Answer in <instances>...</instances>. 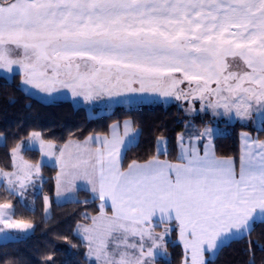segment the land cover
<instances>
[{
    "label": "snow or ice",
    "instance_id": "1",
    "mask_svg": "<svg viewBox=\"0 0 264 264\" xmlns=\"http://www.w3.org/2000/svg\"><path fill=\"white\" fill-rule=\"evenodd\" d=\"M17 68L24 85L49 97L66 89L108 107L199 101V111L213 117L249 121L255 114L264 131V0H0V69ZM111 128V138L89 136L59 148L32 131L11 148L12 170L0 169L9 197L41 195V164L22 154L38 143L59 169L58 204L81 203L79 190L101 202L96 215L83 214L90 223L75 230L90 264H157L167 255L172 225L190 253L184 264H210L206 254L264 223L258 137L242 134L238 170L234 157L216 155L217 130L208 125L188 134L187 143L180 135L175 162L160 159L169 155L160 137L155 154L125 169L124 150L136 143L138 129L132 121L122 134L118 123ZM42 198L47 218L51 200ZM34 229L31 220L16 218L12 202L0 203V241L21 240Z\"/></svg>",
    "mask_w": 264,
    "mask_h": 264
},
{
    "label": "trees",
    "instance_id": "2",
    "mask_svg": "<svg viewBox=\"0 0 264 264\" xmlns=\"http://www.w3.org/2000/svg\"><path fill=\"white\" fill-rule=\"evenodd\" d=\"M130 120L138 129V139L133 146L124 151L123 167L136 160L143 162L156 152V141L160 137L167 140L168 156L171 161L177 157V135L185 128L186 117L176 105H141L125 108L119 105L111 112L89 116L83 107L74 106L69 100L50 103L26 93L20 86L17 74L13 79L0 76V168L11 169V148L26 138L32 131H38L42 138L56 144L68 140H81L91 134H107L111 124ZM197 123L203 122L199 117ZM223 133L215 136L214 150L217 156L239 157V133L248 129L237 123H219ZM264 139V131L254 130ZM24 157L37 162L39 151L27 149ZM56 167L48 164L41 166L42 194L34 197V211L24 206L18 198L9 197L0 188V203L10 201L15 205L16 218L31 220L35 229L21 240L0 242V264H90L84 253L86 248L81 239L73 232L78 222L89 223L83 214L96 215L99 200H94L85 190H79L77 200L81 203L53 200ZM51 199V213L45 218L43 198ZM87 200L84 204L82 201ZM174 236V233H173ZM249 240L252 241L251 250ZM76 245V247H73ZM264 223H256L250 236L235 238L209 258L210 264H264ZM167 255L157 259V264H180L183 252L176 242L167 241ZM52 260L48 261L47 257Z\"/></svg>",
    "mask_w": 264,
    "mask_h": 264
},
{
    "label": "rangeland",
    "instance_id": "3",
    "mask_svg": "<svg viewBox=\"0 0 264 264\" xmlns=\"http://www.w3.org/2000/svg\"><path fill=\"white\" fill-rule=\"evenodd\" d=\"M15 67V66H14ZM14 72H16V73H14ZM13 73H11V74H9V73H6L4 70H2V69H0V76H3V74L4 75H6V76H8L7 78H8V80H10V79H13V77L15 76V74H17L18 75V77H19V82H20V86H22V87H24V89L26 90H24L22 87V89L27 93H29V94H31V95H34L35 97L36 96H38V97H40L42 100H44V101H46V100H49V99H51V98H56V99H52V100H54V101H59V100H64V99H62V98H65V97H71V99H73V101L72 100H69L73 105H74V103H77V102H79V104H83V106L82 105H74V106H76V107H83L84 109H85V111H86V113H87V115H89V116H95V115H100V114H107V113H109V112H111L114 108H116L117 106H119V105H123L125 108H129V107H136V106H141V105H134V106H129V105H126V104H119V105H112L111 107H108L107 105H106V102L104 101V100H100V101H94V102H91V103H89V102H85L84 100H83V98L82 97H77V98H73L72 97V95H71V93H70V91H68V90H66V89H64V90H61V92L60 93H56V94H53V96L52 97H49L47 94H44V93H41L38 89H34V88H32L30 85H24L21 81H22V74H20L19 73V70H18V68H17V71H14ZM9 74V75H8ZM13 74V75H12ZM4 77V76H3ZM6 78V77H5ZM21 83H22V85H21ZM59 98H61V99H59ZM41 100V101H42ZM43 101V102H44ZM54 101H52V102H54ZM171 102H173V103H171V104H174V105H176L177 107H179L182 111H183V113H184V115H185V117H186V127H188V125L189 124H187V123H192L193 122V119H196L197 117H199L203 122H207V121H209L213 126L212 127H215L216 129H218L219 130V128L221 127L220 125H219V123H237V124H239V125H241V126H243V127H250V128H259L260 129V124H259V121H258V118L256 117V115L255 114H253V119L252 120H249V121H241L240 119H238V118H232V119H229L228 117H223V116H220V117H213L212 115H211V113L210 112H202V111H199V108H200V102L199 101H195V102H193L192 104H190L189 102H187V101H184V100H175V99H172V100H170ZM170 103H166L165 104V106H168ZM154 104H156V103H151V104H147V105H154ZM85 106H86V108H85ZM192 107H195V109H196V111H191L190 109L192 108ZM128 120V119H127ZM130 121V120H129ZM221 130H223V128L221 129ZM257 130V129H256ZM253 132H254V130H253ZM255 133V132H254ZM256 134V133H255ZM91 135H97V134H91ZM98 135H104V134H98ZM29 136V135H28ZM28 136L26 137V138H24V139H22L21 141H26L27 140V138H28ZM89 136V135H88ZM87 137V136H86ZM3 141H4V139H3V136L2 135H0V143H3ZM21 141H19L18 143H20ZM46 142H52V141H47V140H45ZM52 143H54V142H52ZM56 146H57V148H59V147H61V145H59V144H56V143H54ZM63 144V143H62ZM31 149H33V150H38L39 151V157H38V161L37 162H31V161H29L30 163H33V164H37V163H40L41 164V166L43 165V164H48V165H50V166H52V165H54V163H53V161L49 158V157H44V156H42V154H41V152H40V150H39V144L37 143V144H35ZM126 150V149H125ZM124 150V151H125ZM23 151L24 150H22V154H23ZM11 156V155H10ZM25 158V157H24ZM26 159V158H25ZM27 160V159H26ZM0 169H2V168H0ZM4 170V169H3ZM12 170V157H11V169L10 170H5V171H11ZM40 175H41V177H42V180H38L37 181V184H41L42 183V181H43V176H42V173H40ZM89 193H90V191H88ZM78 193V192H77ZM91 194V193H90ZM34 195L31 193V191L29 192V194L24 198V200L23 201H20L24 206L25 205H27V208H34ZM91 197H92V194H91ZM51 200V199H50ZM53 200H55L56 201V198H55V190H54V196H53ZM50 213H51V208H50V211H49V214H48V216L50 215ZM43 214H44V210H43ZM47 216V217H48ZM44 217H45V214H44ZM90 223V222H89ZM78 224H84V223H82V222H78L76 225H75V227H74V229H73V232H74V234L76 235V236H78L77 234H76V232H75V230H76V227H77V225ZM164 230V229H163ZM163 230H161V231H156V233L157 234H159V233H161V232H163ZM30 233H32V232H30ZM30 233H28V234H30ZM27 234V235H28ZM79 237V236H78ZM80 238V237H79ZM175 237L173 236V233L171 234V232H170V234L168 235V236H166V238H165V243L167 244V241H171L172 243L173 242H177V240L176 239H174ZM81 239V238H80ZM180 240V239H179ZM0 242H4V241H0ZM179 242H181V241H179ZM181 249H182V252H183V257H182V260H181V262H180V264H184V261H185V259H190V253L186 256L185 255V249H184V245H183V243L181 242ZM87 250V249H86ZM208 258H212V257H214V255H211V254H208ZM207 258V259H208Z\"/></svg>",
    "mask_w": 264,
    "mask_h": 264
},
{
    "label": "crops",
    "instance_id": "4",
    "mask_svg": "<svg viewBox=\"0 0 264 264\" xmlns=\"http://www.w3.org/2000/svg\"><path fill=\"white\" fill-rule=\"evenodd\" d=\"M14 73H16V72H14ZM9 75V74H8ZM13 75V74H12ZM3 76L4 77H8V76H6V75H4L3 74ZM8 79V78H7ZM21 85H22V83H21ZM22 87V86H21ZM183 87V86H182ZM23 89H24V87H22ZM25 90V89H24ZM26 91V90H25ZM28 93V92H27ZM29 94V93H28ZM45 94V93H44ZM31 95V94H30ZM35 95V94H34ZM34 95H32L33 97H35ZM41 97V96H40ZM40 97H38V96H36L35 98H37V99H39V100H42ZM52 99H56V98H51V99H49V100H46V101H44V100H42V102L44 101L45 103H50V102H52V101H54V100H52ZM59 99H61V98H59ZM62 99H64V100H72L73 101V99H71V97L69 96V97H65V98H62ZM171 101H164V100H162V99H157V100H155V101H148V102H145V103H143V104H138V105H146V104H151V103H156V104H162V105H165L166 103H170ZM171 103H173V102H171ZM169 104V105H172V104ZM79 104V102H77V103H74V105H78ZM79 105H82L83 106V104H79ZM85 108H86V106H85ZM125 121H129V120H123V121H120V122H116V123H113V124H111V126L112 125H114V124H119L120 125V129H119V131H120V133L122 134L123 133V124H124V122ZM187 124H189L188 125V127H186L187 125H185V128L177 135V139H176V145H177V140H178V138L180 137V135L181 134H184L185 135V142L187 143V136H188V134H190V133H193V132H195L196 130H200V129H202L205 125H208V126H213L210 122L209 123H204V124H202V123H197L196 122V120L195 119H193V122L192 123H187ZM111 126H110V128H109V131H108V133L107 134H105V135H107L109 138H111V135H112V128H111ZM213 128H215V127H213ZM248 129H245V130H242L240 133H239V157H240V155L242 154V147H243V140H242V134L243 133H247V134H249L252 138H257L258 136L253 132V130H256V129H259V128H250V127H247ZM216 129V128H215ZM222 129V127H220L219 128V130L218 129H216L217 131H216V134H215V136L216 135H218V134H221V133H223L222 131L223 130H221ZM98 135V134H97ZM105 135H99V136H101V137H103V136H105ZM89 136H95V135H89ZM89 136H87V137H85V138H83V139H81V140H74V141H84V140H86ZM259 138V137H258ZM261 141H264V139H262V138H259ZM69 141V140H68ZM67 142V141H66ZM66 142H64V143H66ZM63 143V144H64ZM193 143H197L196 141H193ZM63 144H59V145H61V146H63ZM199 146L201 147V148H203V144L201 143V144H199ZM213 146H214V143H213ZM178 154H179V147H178V145H177V156H178ZM218 157H220V156H218ZM239 157H238V159H237V161H236V166H237V170H238V167H239ZM160 159H167V158H164V157H160ZM169 160V159H168ZM144 162V161H143ZM143 162H141V163H143ZM173 162H175V161H173ZM131 163V162H130ZM52 166H55V165H52ZM56 167V166H55ZM127 168V166L125 167V169ZM56 174H55V177H56V175H57V172H58V167H56ZM79 183V182H78ZM54 186H55V190H56V181H55V179H54ZM91 193V192H90ZM56 202V201H55ZM60 203H62V202H60ZM101 202L99 201V204H100ZM164 227H165V225H161L160 227H157L156 229H155V231H161V230H163L164 229ZM172 228H173V230L171 231V234L172 233H174V239H176L177 240V242L176 243H178L179 245H181V242H179L180 240H179V231H178V228L175 226V225H172ZM209 256H208V254H206V258H208ZM209 259V258H208Z\"/></svg>",
    "mask_w": 264,
    "mask_h": 264
}]
</instances>
